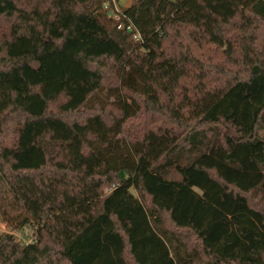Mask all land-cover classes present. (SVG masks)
<instances>
[{
    "label": "trees",
    "instance_id": "1",
    "mask_svg": "<svg viewBox=\"0 0 264 264\" xmlns=\"http://www.w3.org/2000/svg\"><path fill=\"white\" fill-rule=\"evenodd\" d=\"M95 1L0 0V264H264V0Z\"/></svg>",
    "mask_w": 264,
    "mask_h": 264
},
{
    "label": "rangeland",
    "instance_id": "2",
    "mask_svg": "<svg viewBox=\"0 0 264 264\" xmlns=\"http://www.w3.org/2000/svg\"><path fill=\"white\" fill-rule=\"evenodd\" d=\"M101 1L102 0H96L94 2V6L98 7L99 10H101ZM130 4V0H118L119 8L126 7ZM20 217L22 215L15 214L12 211L7 209V216L3 213L2 209L0 208V233L11 231V226L18 225L20 222ZM14 233L18 238L22 240H27L26 238L30 236L31 231L30 228L24 227L22 228V231L13 230L11 231Z\"/></svg>",
    "mask_w": 264,
    "mask_h": 264
},
{
    "label": "built area",
    "instance_id": "3",
    "mask_svg": "<svg viewBox=\"0 0 264 264\" xmlns=\"http://www.w3.org/2000/svg\"><path fill=\"white\" fill-rule=\"evenodd\" d=\"M100 5L101 9L106 13L109 18L118 19V16L121 14L118 5V0H102ZM118 27H120V25H118ZM127 28L130 27L128 26ZM134 37L137 38L136 35Z\"/></svg>",
    "mask_w": 264,
    "mask_h": 264
}]
</instances>
